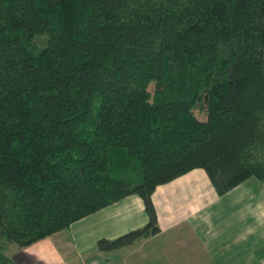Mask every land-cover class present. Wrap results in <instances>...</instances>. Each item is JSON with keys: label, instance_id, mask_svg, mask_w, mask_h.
<instances>
[{"label": "trees", "instance_id": "obj_1", "mask_svg": "<svg viewBox=\"0 0 264 264\" xmlns=\"http://www.w3.org/2000/svg\"><path fill=\"white\" fill-rule=\"evenodd\" d=\"M193 169L264 184V0H0V264Z\"/></svg>", "mask_w": 264, "mask_h": 264}, {"label": "crops", "instance_id": "obj_2", "mask_svg": "<svg viewBox=\"0 0 264 264\" xmlns=\"http://www.w3.org/2000/svg\"><path fill=\"white\" fill-rule=\"evenodd\" d=\"M243 183L218 195L205 171L193 169L156 188L160 232L152 237L98 250L100 239L147 224L143 199L131 195L11 258L21 264H264V194L236 193Z\"/></svg>", "mask_w": 264, "mask_h": 264}, {"label": "rangeland", "instance_id": "obj_3", "mask_svg": "<svg viewBox=\"0 0 264 264\" xmlns=\"http://www.w3.org/2000/svg\"><path fill=\"white\" fill-rule=\"evenodd\" d=\"M244 181H242L241 183H243ZM244 184H246V185H244ZM242 185H243V187H240V189H238V191H236V193L240 194V193L246 192V193H254V194L259 193L260 195L264 194V191H262V188H264V184L254 177H249V179L247 181H245V183H243ZM251 185H254V187L259 186V191H255L253 189L254 187ZM19 250H21V249L16 244H9L7 249L5 250V253L8 256L13 257Z\"/></svg>", "mask_w": 264, "mask_h": 264}, {"label": "built area", "instance_id": "obj_4", "mask_svg": "<svg viewBox=\"0 0 264 264\" xmlns=\"http://www.w3.org/2000/svg\"><path fill=\"white\" fill-rule=\"evenodd\" d=\"M96 264H98V263H96ZM103 264H110L109 262H105V263H103Z\"/></svg>", "mask_w": 264, "mask_h": 264}]
</instances>
